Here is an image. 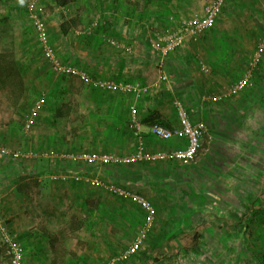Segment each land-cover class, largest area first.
<instances>
[{
    "label": "crops",
    "instance_id": "1",
    "mask_svg": "<svg viewBox=\"0 0 264 264\" xmlns=\"http://www.w3.org/2000/svg\"><path fill=\"white\" fill-rule=\"evenodd\" d=\"M25 1L20 0L21 6L18 7L17 0H0V3L5 2L8 10L19 14L21 10L26 11V20L11 12L8 15L10 21L1 22L0 54L7 53L8 59L13 61L12 69L21 76L25 96L35 91V94H39L37 98H42L34 117V127L30 133L22 132V137L28 136L31 149L131 154L136 143L128 128L130 107L135 109L142 126L147 150L175 148L183 142L176 139L167 142L158 140L148 133L151 124L141 123L151 114H158L169 128L177 127L172 107V98L177 96H174L175 93L180 94L177 97L185 103L191 120L203 123L208 129L211 138L208 152L204 153L202 149L196 164L189 167L177 163L142 161L124 166H104L98 169L99 172L94 169L87 172L85 167L84 173L80 164L61 163L68 174L93 175L104 182L117 183L140 194L155 207L153 229L140 249L145 255L119 264H204L199 251L228 249L235 252L239 249L234 243L231 247L224 242L223 237L228 232L239 231L242 227L243 232H249L252 238L258 234L259 237L264 235V75L260 77L259 86L246 89L242 95L244 98L238 95L225 101H203L202 96L222 92L218 89L209 91L205 86L229 85L246 67L244 59L215 55V41L209 35L210 28L201 37L189 40L180 50L167 56L162 61L163 69L156 73L151 70L152 59L149 64L144 63L149 58L148 51L141 50L131 56L116 49L117 54L107 52L93 56L91 50L87 49L88 40L78 44L77 39L72 44L69 39L72 22L64 18V9L73 2L55 8L52 0H42L46 22L49 20L46 23L49 41L64 64L86 71L94 80L150 84L160 74L168 79V82L155 88L151 86L153 81L147 86L149 94L142 98L105 92L83 85L77 78L60 76L51 70L39 53V44L38 52L32 46L37 41L31 34H34V30L27 18ZM207 1L204 0L203 4ZM229 5L225 3V8ZM126 7L121 0L100 1L96 6L103 13L96 22L118 41L134 38L126 31L127 26L132 25V21L122 13ZM18 23L23 30L12 29L13 25L19 26ZM108 26L112 27L109 31ZM195 50L203 52V60L191 58L199 55ZM65 53L67 60L63 58ZM150 55L155 58L154 54ZM204 68L208 69L207 73L203 72ZM260 68L263 73L264 57ZM200 74H204L205 78H199ZM195 75H198V79L192 77ZM192 87H196L197 91ZM190 96H196L195 101L189 100ZM15 116H4L5 121L12 118L11 123L0 126V136L5 140L14 131ZM43 177L48 179L47 175ZM2 179L0 182H3ZM2 182L0 185H5L6 181ZM56 184H63L59 193L54 190ZM56 184H49L52 186V196L47 198L52 200L41 206L44 211L28 214L30 219L26 222L28 228L23 230L24 238L32 235L42 237L38 243L39 257L28 261L29 264H43L39 261L41 258L49 259L51 264H104L108 257L131 243L144 222V212L128 199L118 198L72 178ZM221 188H230L227 193L232 195L234 203H251L255 200L253 204H244L242 224L236 222L241 213L234 214L235 209L227 215L222 211L221 197L226 193ZM1 194L0 197L4 195ZM237 195H244V201H237ZM223 219L228 221L222 223ZM33 220L36 221L34 224ZM262 240L264 242V237ZM253 243L250 242L251 245ZM250 249L259 251L257 246ZM2 255L3 250L0 258L4 257ZM235 255H231L232 260H227L229 264H235ZM223 259L226 261L225 255ZM23 264L28 263L23 261ZM250 264L257 263L252 259Z\"/></svg>",
    "mask_w": 264,
    "mask_h": 264
},
{
    "label": "built area",
    "instance_id": "2",
    "mask_svg": "<svg viewBox=\"0 0 264 264\" xmlns=\"http://www.w3.org/2000/svg\"><path fill=\"white\" fill-rule=\"evenodd\" d=\"M227 0H209L203 4L198 12H193L184 18L176 27L164 30H158L151 34L149 38V47L151 53L155 55L158 61V67L162 68V61L170 54L180 50L189 40H196L201 37L205 31L213 26L216 19L221 13V9ZM42 0H26L27 18L29 19L36 41L41 47L42 57L48 62L53 72L60 76H71L80 80L83 84L96 87L105 92H116L121 94L132 95L139 98L149 91V87L143 86L139 82H118L112 80H94L84 70L70 64H64L56 50L52 47L47 32L46 24L43 20ZM264 12V3L261 5ZM108 45L114 47L124 54H131L132 46L128 41H118L112 37H105L104 40ZM264 57V34H262L246 61V67L242 75L228 85L221 93L202 96L203 101L226 100L237 96L241 91L251 86L252 77L258 65ZM204 73L208 72L207 68L203 69ZM168 82L167 76L160 74L158 79L153 82L152 87H158L159 84ZM42 96V95H41ZM42 98L33 101L29 113L24 118L22 132L28 133L29 128L34 123L36 110L40 108ZM172 107L175 111V117L178 125L175 128H167L157 122L148 127V133L154 138L161 141L179 140L183 142L175 148L168 150L146 149V143L141 130L142 126L137 118L136 111L133 107L129 108L128 128L135 138L134 152L128 155H117L114 153H90V152H49L42 153L41 157L55 158L65 160V163L85 164L92 169L97 170L104 166H124L136 162H179L184 165H191L196 162L199 152L202 150L203 137L206 127L201 122H193L186 108L185 103L178 97L172 98ZM0 157H9L12 159L37 157V151L27 150L24 152H14L8 150L5 146H0ZM94 169V170H93ZM96 172V173H97ZM69 178L75 181H84L91 187H96L110 193L118 198L128 199L133 202L141 211L144 212V222L138 233L134 236L131 243L116 255L110 257L105 264H117L130 259L138 250L141 249L147 234L154 226L156 219L155 207L140 194L127 190L114 182H104L97 176L87 174H68L64 172L51 173L48 180L55 183H64ZM0 221V241L3 243V255L7 258V264H22L23 251L18 242L10 236L5 226H1Z\"/></svg>",
    "mask_w": 264,
    "mask_h": 264
},
{
    "label": "rangeland",
    "instance_id": "3",
    "mask_svg": "<svg viewBox=\"0 0 264 264\" xmlns=\"http://www.w3.org/2000/svg\"><path fill=\"white\" fill-rule=\"evenodd\" d=\"M100 1H105V0H74V2L71 4L72 6L70 5L64 9V18L66 20H71L72 22L71 23V27H72L71 34H70L69 39L72 44L77 39L79 40L78 44H83L89 38H92V43L91 44L86 43V44H87V49L89 51L91 50L90 52H92L93 56L96 54L100 55L101 53L104 54L107 52L112 53V54H117L116 49L114 47H111V45H108L105 41H103L105 37L107 36L112 37L113 34L111 35L109 32L104 31V29L100 27V25H98V23L96 22V19L99 18V16H102L103 14L102 11H100V9L96 8L97 4L98 3L100 4ZM121 1L124 2V6H127L126 9L122 13L126 16L127 19L132 21V25L130 24L129 26L130 28L134 30L133 32H136L137 34L136 36L133 33L134 35L133 39L128 37L129 40L127 41L130 43L129 45L132 46V52H133L130 55L132 56L133 54H135V52L140 53L141 50L145 52L148 51L147 55H149L148 56L149 58L147 60L149 62L146 60L144 61V63L149 64L150 59H152L153 65L151 67V70L155 71L156 73L157 71L161 70V68H158V63H156L158 62L157 59L154 58L156 60L155 62V60L151 58L150 54H153V53H151L149 43H148L149 41L148 40L146 41V39L150 38L153 32L176 27L177 24H179L188 15L192 14L193 12L200 11L203 7V2H204V0H121ZM19 2L20 0H17V3L19 4L18 7L21 6ZM263 3H264V0H230L228 1V4L230 5L224 9L222 8L223 11L221 10L220 15L216 19L213 26L210 28L209 35L211 39L214 38L213 40L215 41V49H216L215 55L216 56L223 54L233 59H239V60L244 59L245 62L246 60H248V58L250 57V54L254 50V46L258 38L264 33V20H263L264 16L260 17L258 15L259 11L261 10V5ZM41 5L43 7V20L45 24L49 23V20L46 22L47 16L44 11L45 4L43 3V1L41 2ZM133 7H137L135 12L132 11ZM21 11L22 12H20L19 14L15 11L8 10L7 7L5 6V2L4 3L1 2L0 3V24L1 22L4 23L5 21L6 22L10 21L11 18L9 16L11 12L17 13V15H20V19L26 20V17H25L26 11H23V10ZM128 14H131L132 16L129 18ZM142 23L145 24V27L146 25L149 24V27L147 26L146 27L147 29H145L146 36L141 37L139 35V32H141L140 25ZM18 24L19 26L13 25L12 29H14L15 31H18L19 29L23 30L20 23ZM46 27H47V24H46ZM109 28H112V27L108 26V31H109ZM31 34L33 35V39H34L35 33L33 34L31 32ZM34 43L32 46L36 48L35 51L38 52L37 51L39 49L38 43L36 42ZM195 51L196 53L198 52L200 56L199 55L191 56V58L203 60L201 58L203 57L202 55L203 52H201V50L200 51L195 50ZM66 54L67 53L63 55V58L67 60L68 56ZM39 60L41 63H43V60L41 61V57H39ZM241 74H239V76L236 79H238L241 76ZM262 75H264V71L262 73L261 68H259L257 71V79H252L253 83H251V88H254L256 85L259 86V80ZM192 77H196L198 79V75H195ZM199 78L204 79L205 78L204 74H200ZM236 79L232 80L230 84ZM150 84L146 82L144 83L142 82L143 86H150ZM224 85L225 86H205V87L206 88L208 87L207 89H209V91H213L216 89L223 91L225 88L228 87L227 83H224ZM177 87L181 88L182 86H177ZM192 88L196 89L197 91L196 87H192ZM251 88L248 87V89L247 88L246 89L251 90ZM246 89L241 91L238 95L240 96L244 95L245 94L244 92L246 91ZM148 94L149 92L141 95V97L139 98L147 96ZM176 95L180 96L179 93H175L174 96ZM234 97L228 98L226 100L233 99ZM242 98H244V96H242ZM195 99H196V96H190L189 100L195 101ZM222 101H225V100H222ZM15 122L16 123L14 124V126H12L14 127V131L11 133V136L8 137L7 140H5L4 138L0 136V139L2 138L3 140H5L4 142L2 141L3 142L2 144L5 145V148H7L8 150H12L14 152L27 151L31 149V145L29 143L30 140L28 136L22 137V133L19 132V129H18L21 125L22 119L19 118L18 116H15ZM16 131H17V135H16ZM202 142H203L202 144L203 152L207 153L210 143H211V138L208 134L207 127H206V132H205ZM12 163L15 164L14 160H12L11 158L1 157L0 173L4 175L3 176L4 178L2 179L3 182L4 180L9 179L8 178L10 174L9 170L12 169L11 167L13 165ZM25 179H28L26 180V184L28 186L24 187L22 185L21 188L27 189V190H24L21 193L16 192L15 187H14L17 184L21 186L20 185L21 183L11 182V185H7L6 187L4 186L2 187L0 185L1 193H2L1 190H3V188L5 189L4 190L5 192H3L4 194L3 199L5 200V204L8 208V211H6L7 215L5 214L6 218L13 220L15 223L11 229L12 233L9 232V234L15 240V242H18V244H20L19 240L24 238L23 236L24 228H28V226L26 225L27 220L30 219L28 218L30 217L28 216V214L36 213L37 211L43 212L44 210L41 206L48 204L52 200V198H49V199L47 198V195L52 196L51 194L52 186L48 187L46 184H43L44 181L46 180L44 179V177H39L36 180H34L33 178H25ZM9 183L10 182H8V184ZM36 185H39V186H36ZM55 186H56V189L54 190H56V192L59 193L61 190L60 187L62 185L56 184ZM221 190H223L226 193V195L221 197L222 199L220 203L221 209L222 211L226 213V215L228 214L229 211H233V209H235L234 214L239 215L244 210V207H245L244 204H253L255 202V200H253L251 203L250 202L249 203H241V202L234 203L231 199L232 195L227 193V190L229 191L230 188H221ZM230 199H231V202H230ZM243 199H244V195H237V201H240ZM254 207H256V205H254ZM2 219H3V216L0 217V221ZM223 221H228V220L223 219L222 223ZM35 222L36 221L33 220V224ZM1 226L3 225L1 224ZM263 237L264 235H260L259 237V234H258L256 235V237L252 238V236L249 235V232H245V230L243 232V228L240 227L239 231L233 230L230 233L228 232L223 237L225 240L223 241L226 244H229L230 246L231 244L234 243L236 247L239 248L235 251L236 255H235L234 260L236 261L235 264H241L243 263V258L244 256L247 255V252H252V253H257V254L262 253L264 255V242L263 240L260 241ZM252 241L254 242L253 245L250 244V242ZM21 244H23V240H21ZM254 246H257L259 251H254L250 249V247L254 248ZM0 248L4 252V246L1 245V242H0ZM227 250L228 249H221L220 251L205 250L202 252L199 251V253H201L202 255V257L200 258H203L204 264H227V262L223 259L225 252H229ZM234 253L229 252L228 255L231 256ZM41 261L43 264H51V261L49 259L43 258ZM0 264H7V261H5L4 257L0 258Z\"/></svg>",
    "mask_w": 264,
    "mask_h": 264
},
{
    "label": "trees",
    "instance_id": "4",
    "mask_svg": "<svg viewBox=\"0 0 264 264\" xmlns=\"http://www.w3.org/2000/svg\"><path fill=\"white\" fill-rule=\"evenodd\" d=\"M228 1H230V0H227L225 3L227 4ZM52 2L54 3L55 8H60V7L66 6V5L74 2V0H52ZM222 8L223 9L225 8V4H224V6ZM136 9H137V7H133L132 11L135 12ZM223 9H221V10L223 11ZM261 11H259L258 15L261 14ZM128 15H129V18L132 16L131 14H128ZM261 16L262 17L264 16V12L263 11H262V15ZM263 20H264V18H263ZM106 23L108 25V21L107 20H106ZM147 26L149 27V24L146 25V27ZM146 27H145L144 23H142L140 25V28H141L140 31L141 32H139V35L141 37L142 36H146V33H145L146 32L145 29H147ZM102 28L104 29V27H102ZM126 31H127L128 35H131V34L134 33V35L137 36L136 32H133L134 30L132 28H130L129 25L126 28ZM49 39H50V37H49ZM146 41H147V39H146ZM50 42H51V40H50ZM88 43H90V44L92 43V38L88 39ZM39 53H41V56H42V52H39ZM8 57L9 56L7 55V53H1L0 54V126L8 125L12 121V118H11V120L9 118L7 121H5L6 117H4V116H8L10 114L11 115H16L19 118H21L22 121H23V124H21L20 127L18 128L19 131L22 133L21 129L23 128V125H24V118L29 113L28 109H30L31 103H33V101L35 100V98H37V96L39 94H35L37 92L34 91L31 94H28L27 96H25V88H24L22 82L20 81L21 76H20L19 73H16L12 69V66H14V64L12 63L13 61L11 59H8ZM8 60L10 61V63H9ZM261 62L258 65L257 69L255 70L252 79L257 78V71L260 68ZM252 83H253V81H252ZM155 120H157V121H155ZM35 121L36 120H34L33 125L29 128V130H28L29 133L31 132V129L34 127ZM155 122H157V123H159L161 125H165V126H167L169 128L168 125H166V124H164L162 122V120L159 118L158 114H151L150 116L146 117L144 120H141V123L144 124V125H149V124H152V123H155ZM0 141H1L0 144L3 145L2 144L4 142L3 139H0ZM30 150L37 151V157L36 158L35 157L26 158V159L20 158L19 160L11 158L12 160H14L15 164L12 163L13 164L11 166L12 169L9 170L10 171V174L8 176L9 179L8 180L7 179L4 180V182L8 181L10 183L8 184V182H6L5 185L3 184L4 187H6L7 185H11V182L21 183L20 184L21 186H19V184L14 186L15 187V191L21 193L22 191L27 190V189L21 188L22 185L24 187L28 186L26 184V180H28V179H25V178H33L34 180H36L39 177H43L45 175L48 176L51 173H59V172L68 173V170L64 171V169H63L64 165H61V163H65V160H57L55 158L41 157L42 153H49V152L62 153V152H67V151H54V150H49V149H46V150L30 149ZM90 153H100V152H90ZM101 153H104V152H101ZM168 163H177V164H181V165L186 166V167L190 166V165H184V164L179 163V162H168ZM66 164H73V163H68L67 162ZM74 164H76V163H74ZM79 166L84 171V173H85V170H84L85 167L87 169V172L92 170V169H88L89 168L88 165H85L83 163L80 164ZM3 176L4 175H1L0 178H2ZM43 184H46L49 187L50 186L49 184H56V183H52L51 181H49L47 179V180L44 181ZM61 185H63V184H61ZM36 186H39V185H36ZM4 190H5L4 188H3V190H1L2 194H3V192H5ZM47 196H49V195H47ZM6 211H8V208H7L6 204H5V200L3 199V196H2V197H0V217L3 216V219L1 220V223L3 225H5V228L7 227L6 229H8V231L10 233H12L11 232V228L13 227L14 221L11 220V219H7L6 218V215H7ZM256 213L258 214V211H256ZM243 216H244V214L241 213V216L237 217L236 222L239 223V224H242V222L244 220L243 219L241 220V218ZM241 226H243V225H241ZM147 237H148V235H147ZM41 239H42V237L40 235H38V236H33L32 235V236H29L27 238H22L21 240H23V244H21V240H19V242L21 244L22 251H23V261H24V263L26 262V263L29 264L28 261H32V260L36 259V257H39L38 253L40 251L39 250L40 247H38V243L40 242ZM1 245H3L2 242H1ZM1 251L2 250L0 248V254H1ZM154 251H156L157 253L161 254V252H159L158 250H154ZM230 252L234 253V251H230ZM193 253L196 254L198 252L194 251ZM228 253L229 252H225L226 261L228 259L232 260V257L230 255H228ZM42 254L43 253L41 252L40 253V258L42 256ZM141 254L145 255V252H143L142 250H138V252L134 256H132L130 259L139 257V256H141ZM187 254H188V252H187ZM4 258H5V261H7V258L5 256H4ZM40 258H38V260ZM42 259L43 258H41L39 261H41ZM252 259H254L257 264H264V255L262 253L261 254L260 253L257 254V253H252V252H247V255L244 256V258H243V263H241V264H250ZM23 261H22V264H23ZM119 263H117V264H119ZM227 263L229 264L228 261H227Z\"/></svg>",
    "mask_w": 264,
    "mask_h": 264
}]
</instances>
